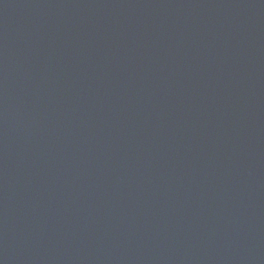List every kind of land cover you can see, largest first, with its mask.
Here are the masks:
<instances>
[{
	"label": "water",
	"instance_id": "water-1",
	"mask_svg": "<svg viewBox=\"0 0 264 264\" xmlns=\"http://www.w3.org/2000/svg\"><path fill=\"white\" fill-rule=\"evenodd\" d=\"M0 264H264V0H0Z\"/></svg>",
	"mask_w": 264,
	"mask_h": 264
}]
</instances>
